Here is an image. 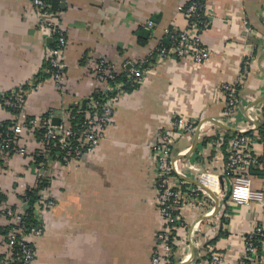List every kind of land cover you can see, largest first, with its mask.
I'll list each match as a JSON object with an SVG mask.
<instances>
[{
  "label": "crops",
  "instance_id": "0c3cea01",
  "mask_svg": "<svg viewBox=\"0 0 264 264\" xmlns=\"http://www.w3.org/2000/svg\"><path fill=\"white\" fill-rule=\"evenodd\" d=\"M203 1L209 24L201 38L211 50L208 58L195 63L150 57L142 83L128 88L116 103L100 144L79 159L48 168L46 188L55 205L42 214L44 231L34 239V264H152L156 234L164 225L153 155L161 131L171 135L172 158L184 173L176 178L187 181L177 185L179 190L196 187V168L208 169L218 181L209 196L183 205L181 224L174 232L173 264H201L208 248L220 253L222 264H240L244 238L264 209L230 200L224 163L229 137L246 124L244 113H261L264 104V0ZM186 2L60 0L67 32L66 87L60 92L46 77L35 82L25 97V112L58 115L98 89L93 72L97 59L121 66L168 43L171 31L186 27ZM150 20L155 24L152 29L145 26ZM44 33L37 27L31 0H0V95L43 72L46 46L51 44ZM247 59L248 73L235 112L238 122L230 126L221 85L232 82ZM175 115L193 121L195 130L176 132ZM11 117L0 100V119ZM25 137L22 143L32 150L33 137L28 133ZM218 139L223 145L210 144ZM36 181V170L20 155L0 160V197L8 203ZM262 185L261 175L254 174L252 187ZM199 201L201 205L196 204ZM213 201L217 212L204 215ZM4 250L0 238V255ZM187 252L190 259L181 260Z\"/></svg>",
  "mask_w": 264,
  "mask_h": 264
},
{
  "label": "built area",
  "instance_id": "2783aa9c",
  "mask_svg": "<svg viewBox=\"0 0 264 264\" xmlns=\"http://www.w3.org/2000/svg\"><path fill=\"white\" fill-rule=\"evenodd\" d=\"M37 16V27L45 31V38L51 40L47 44L43 72L31 78L28 84L19 85L0 95L2 106L11 113L9 125L0 119V160L10 157L13 153L30 162L37 172V184L48 183V168L54 163H69L91 153L105 138V130L112 121L116 103L127 93L128 88L135 89L142 83L145 70L142 64L150 61L166 59H190L201 63L211 53L205 45L201 33L209 22L204 16L203 0H187L183 13L187 20L186 27L176 28L170 33L167 45L160 43L155 50L142 59H127L121 66L100 58L94 61V75L99 83L98 89L88 96L78 98L73 104L61 109L58 115L51 112L30 116L23 109L27 92L32 90L37 81L44 77L50 79L58 91L64 92L66 87L64 53L67 46V32L59 12L51 9L48 0H31ZM200 16L204 17L200 19ZM200 19V20H199ZM152 20L146 28L154 27ZM249 60L241 64L236 78L230 83L221 85L225 101V116L228 125L238 122L237 107L239 93L244 86L248 73ZM126 79V81L124 80ZM261 113H244L245 126H238L236 133L227 142V154L224 163L225 180L229 185V198L236 204H259L264 209V104L260 105ZM16 110V111H13ZM74 112L79 116L74 118ZM57 118V122L54 119ZM230 119V120H229ZM174 130L179 133L192 132L195 123L187 121L179 115L174 116ZM33 137V149L23 144L26 134ZM221 136V135H220ZM222 138V137H221ZM171 135L161 131L158 142L153 146L156 161V188L159 213L163 220V228L156 234V248L152 253V264H173L174 232L181 224L180 213L183 205H194L198 197L209 196L217 184V179L206 168H196L197 181L200 185L179 190L177 185L187 181L176 178L184 173L172 158L169 148ZM222 139L212 140V145H223ZM258 145L260 148H256ZM174 172V174L172 173ZM260 174L263 185L253 188L254 174ZM173 174V176H172ZM177 176H176V175ZM47 185L39 188L37 199L32 204L31 215L35 223L26 222L29 215L28 199L24 192L17 201L8 203L0 197V238L5 243V250L0 255V264H34L36 250L34 239L43 234L42 214L48 206L55 205V199L47 192ZM201 205V201L196 202ZM217 203L205 210L209 216L217 212ZM197 221L191 226L195 230ZM4 228L5 232H1ZM244 251L240 264H264V215L254 223L252 230L244 238ZM187 252L181 260H189ZM201 264H222L218 251L208 248L203 255Z\"/></svg>",
  "mask_w": 264,
  "mask_h": 264
},
{
  "label": "trees",
  "instance_id": "16d2710c",
  "mask_svg": "<svg viewBox=\"0 0 264 264\" xmlns=\"http://www.w3.org/2000/svg\"><path fill=\"white\" fill-rule=\"evenodd\" d=\"M48 2L50 3V6H51V9L56 13V12H60L61 13V11H62V9H61V3H60V0H48ZM202 18H204V17H202V16H200V19H202ZM199 19V20H200ZM165 45H167L168 46V44L167 43H165ZM150 63H152V60H150V61H148V62H146V63H143L142 64V68H145V67H148L149 66V64ZM124 80L126 81V79L124 78ZM139 85H137V87H138ZM136 87V88H137ZM127 88H130V87H127ZM13 111H16V110H13ZM79 116V114H77V113H75L74 112V118L76 117H78ZM9 120H6L5 122L6 123H3V125H9L8 122ZM0 126V131H3L4 129H6L5 128V126ZM45 185H47L46 184V182L45 181H43L42 183H39L38 184V186H34V187H31V188H28V189H26L25 191H24V197H26L27 199H28V203H29V208H28V212H29V215H28V217L26 218V222H29V223H35L34 222V220H33V218H32V215H31V207H32V204H33V202L37 199V196H36V193H37V191L39 190V188H41V187H44ZM1 199H4V197L3 196H1ZM1 232H5V229L4 228H2L1 229ZM20 264V263H19Z\"/></svg>",
  "mask_w": 264,
  "mask_h": 264
},
{
  "label": "water",
  "instance_id": "95a60500",
  "mask_svg": "<svg viewBox=\"0 0 264 264\" xmlns=\"http://www.w3.org/2000/svg\"><path fill=\"white\" fill-rule=\"evenodd\" d=\"M57 120H58L57 118L54 119L55 122H57ZM194 183H195V182H194ZM196 184H197V185H200V183H199L198 181H196ZM200 186H201V185H200Z\"/></svg>",
  "mask_w": 264,
  "mask_h": 264
}]
</instances>
